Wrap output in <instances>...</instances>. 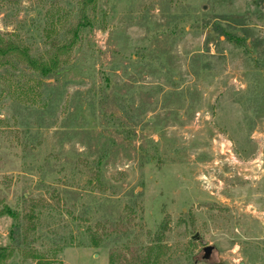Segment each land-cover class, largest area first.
I'll list each match as a JSON object with an SVG mask.
<instances>
[{"label":"rangeland","instance_id":"obj_1","mask_svg":"<svg viewBox=\"0 0 264 264\" xmlns=\"http://www.w3.org/2000/svg\"><path fill=\"white\" fill-rule=\"evenodd\" d=\"M77 13L0 0V33L45 57ZM1 211L6 264L119 263L158 237L164 264H264V0H98L58 72L0 61Z\"/></svg>","mask_w":264,"mask_h":264},{"label":"trees","instance_id":"obj_2","mask_svg":"<svg viewBox=\"0 0 264 264\" xmlns=\"http://www.w3.org/2000/svg\"><path fill=\"white\" fill-rule=\"evenodd\" d=\"M98 7V0H78L77 17L62 15L59 22L53 25L55 35L51 40L47 55L45 57L32 56L29 49L12 39L9 33H0V61L3 63H14L26 66L29 70L47 77L58 72L64 66L70 64L74 59V49L81 39L82 30L92 26ZM64 17L65 20H62ZM9 213L16 217L11 211H1L0 214ZM14 249L0 247V264L13 255ZM165 245L163 239L158 237L150 244L144 253L136 254L135 257L124 256L123 260L115 263L114 255H111L112 264H164ZM41 256L36 255V258ZM40 260V259H39Z\"/></svg>","mask_w":264,"mask_h":264},{"label":"water","instance_id":"obj_3","mask_svg":"<svg viewBox=\"0 0 264 264\" xmlns=\"http://www.w3.org/2000/svg\"><path fill=\"white\" fill-rule=\"evenodd\" d=\"M204 251H205L204 258L208 259L211 256V253L213 251V246H211V245L206 246L204 248Z\"/></svg>","mask_w":264,"mask_h":264}]
</instances>
